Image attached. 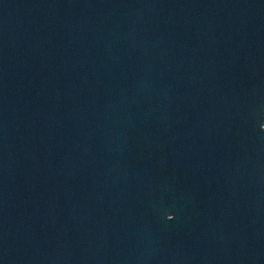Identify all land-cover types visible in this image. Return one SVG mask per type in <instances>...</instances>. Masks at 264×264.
<instances>
[{
  "label": "water",
  "instance_id": "water-1",
  "mask_svg": "<svg viewBox=\"0 0 264 264\" xmlns=\"http://www.w3.org/2000/svg\"><path fill=\"white\" fill-rule=\"evenodd\" d=\"M0 264H264V0H0Z\"/></svg>",
  "mask_w": 264,
  "mask_h": 264
}]
</instances>
